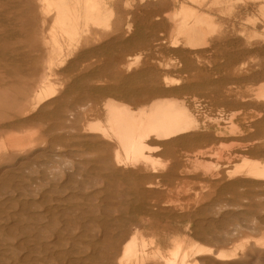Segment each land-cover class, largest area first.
Masks as SVG:
<instances>
[{
	"label": "bare ground",
	"instance_id": "bare-ground-1",
	"mask_svg": "<svg viewBox=\"0 0 264 264\" xmlns=\"http://www.w3.org/2000/svg\"><path fill=\"white\" fill-rule=\"evenodd\" d=\"M147 1L161 5L152 13L132 11L136 4ZM237 1L29 0L26 9L22 0H0V51L7 52L3 58L11 65L10 69L8 65L0 69L6 78L0 74L21 99L12 110L26 118L34 113L35 124L42 123L43 115L58 100V91L47 84L48 79L58 78V74L71 77L72 61H68L66 51L83 48L82 57L86 58L89 53L95 64L100 62L98 64L107 69L87 76L95 83L117 76L130 80L146 76L145 80L151 84L149 93L140 97L142 90L137 94L131 91V102L105 98L99 117L88 119L82 115L83 110L75 109L67 113L68 116L64 115L66 118L60 120L56 128L39 126L36 132L38 147L33 148L35 205L42 207L46 186L55 188L51 179L59 177L60 180H55L59 196L54 206L65 210L85 204L79 215L63 214V224L98 226V230L102 226L103 238L114 239L113 233L111 235L105 227H130L136 216L132 218L134 214L127 213L138 212L139 223L169 220L170 217L166 218L163 213L174 209V205L163 196H197L215 189L213 184L220 181L224 182L220 188L224 190L243 182L264 180V0H240L242 3L236 7ZM235 7L237 12H233ZM106 51L107 56L101 54ZM168 91L175 94L162 95ZM52 96L55 99H51ZM132 101L135 107L131 106ZM7 140L10 143V139ZM30 142L27 133L17 139L22 151L29 149L33 143ZM50 152L56 160L48 163L45 157ZM230 179L233 183L227 184ZM256 188L258 190V186L254 190ZM194 203H186L189 210ZM106 209L110 213L111 209L121 213L107 216ZM103 210L107 211L106 216L99 215ZM43 216L45 221V214ZM70 227L76 228L75 225ZM73 231L75 236L76 230ZM94 232L97 231L92 229L89 234ZM122 238L116 237L115 244ZM126 239L123 244L120 242L122 246L114 264H151L158 260L164 264H220L211 258L210 249L194 244L187 246L178 239L172 238V247L167 253L159 248L151 252V243L137 232ZM81 249L83 251V247ZM102 256L101 259L105 258V254ZM107 260L102 264L110 262Z\"/></svg>",
	"mask_w": 264,
	"mask_h": 264
},
{
	"label": "rangeland",
	"instance_id": "rangeland-1",
	"mask_svg": "<svg viewBox=\"0 0 264 264\" xmlns=\"http://www.w3.org/2000/svg\"><path fill=\"white\" fill-rule=\"evenodd\" d=\"M28 1L29 0H22L23 8L27 9L26 4ZM228 1H231L232 3L235 2V0H228ZM148 3L150 4V6ZM236 3H237L236 7H238L240 5V3H242V1L238 0ZM160 5L161 4H159V3L157 4V3H151V2L147 1L144 4H136V6L134 7V9L132 11H135V13H137V14H142V13H144V11H145V13L146 12L152 13V12L156 11L160 7ZM236 7H235V10L233 12H237ZM128 10L130 11V9H128ZM123 11H126V9ZM149 11H151V12H149ZM243 16H244V14H243ZM10 51H11L10 53H12V52L15 53V51H12V50H10ZM84 51L85 50H83V48L82 49L76 48V49H73L69 52L66 51V53L69 55V56L67 55L68 61H72L70 68H69V74L71 73L70 78H69V76L65 77L63 75V77H62V74L61 75L58 74V78L48 79L47 84L54 87L55 90L58 91L59 95H58L57 102L52 104V106H50L48 108L46 114L43 115L44 118H43L42 123L37 121L39 125H37V123L35 124V122H36L35 120H32V115L34 113L28 115L26 118L25 115L19 114V112L12 110V107L18 106V104L21 102V99L19 97L17 98V96H15V94L12 92L11 87H9L8 84L5 82V80H7V79H5L6 78L5 74H3L2 71L0 70V73H2L5 77L4 78L3 75L0 74V80H1L0 84L2 86V87L0 86V89H1L0 93L2 94V95L1 94L0 95L3 96V97L0 96V125H1L0 126V129H1L0 130V254H1L0 260L2 261V262L0 261V264L1 263L2 264H13V263H15V264H41V263H43V264H57V263L58 264H80V263L81 264H93V262H95L94 264H96V263L100 264L101 261H102L101 262V264H102V263H104V260H107L106 259L107 257H108L107 261H110V262H106V263L107 264H109V263L114 264L116 254L119 253L120 248L122 246L120 244V242L123 244L125 241L128 240L126 238H129L132 234H134L136 232L140 236H142L144 239H146L149 243H151V247H150L151 252H154L155 249L159 248L164 253H167V251L169 249H171V247H172L171 243H172V238H173L176 240L178 239L177 241L184 242L187 246L194 244L198 247H205L207 249H210L211 258L215 259L216 261H219L220 264L221 263L222 264H228V263L229 264H233V263L234 264H241V262H242V264H248V263L249 264H253V263L254 264H264V180L263 181L252 180L251 182H243V183H240L238 185H234L233 187H227L229 189H224V190L220 189L224 183L223 181H220L219 183L213 184V185H215V189L213 188L212 190H210L209 192L204 193V194L199 193V194H197V196L196 195L195 196H188L185 194H180V195L174 194L172 196H163V199L165 198L164 200H169L174 205V209L170 210L171 212L168 211V212L163 213V215H165L166 218L170 217L169 220H163V222L162 221H153V222L149 221V222L139 223L138 218H139L140 214L138 212H132V213H127V214H129V216H132L134 214L132 216V218L136 216L134 219L135 222H132L130 227L129 226H121V225H119V226L113 225L112 227L111 226L105 227V228H107V230L110 231L111 235L113 233L114 239L116 237L118 238L119 236H123V238L120 239L118 244H115L116 240H114L112 238H109V239H108V237L103 238L104 228L102 226L99 227V230L97 228L98 226H95V228L92 226L91 228L93 229V231L94 230L97 231L94 233H97V234L93 233L92 235H90L91 234L90 231L92 232V229L89 226H87V228H86L85 225H81V224H74V223H71V225H70V223L63 224V222L61 220V219H63V214H66L69 216L79 215L80 212H82V210L84 209L83 207H85V204L84 205L82 204L83 205L82 208H81V206H82L81 205L78 208L76 206H74V207H72L73 209L71 208V209H65V210H61L60 209L61 207L57 208L56 206H54L56 204L54 202V200L56 199V197L59 196L57 193L58 191H56L57 188H56V181L55 180H60L59 177H58V179H56V178L54 180L51 179L55 183V184L52 183L54 185L53 187H55V188H53L54 191L52 188H50V186L49 187L46 186V190H45L46 192L44 194L45 198H44V202L42 204V207L39 208L37 205H35V203H36L35 199H37V196H35L36 195V193H35V189H36V187H35L36 186V182H35L36 176L35 175L36 174L34 172L36 170V167H35V163H34V161H35V158H34L35 149H33V148L38 147L37 141H36V139H37V133L36 132L38 131V128H39V126H41V124L43 125V127H46V129H48V128L50 129L51 127L56 128L58 125L60 126L59 123L61 121H64L62 119L66 118L64 115L68 116L67 113H69L70 111H71V113H73L74 111H76L75 109H78L79 112H80V110H81V112L84 111L83 114L82 113L81 114L84 115L88 119L99 117L101 115L100 109L102 107V100H104L105 98L110 97V98H113L116 100L125 99V100L131 102V100H129V95H130L131 91L135 90L134 93L137 94V93H140V92H138L139 90H142V92L139 94L138 97L142 96L143 94H148L150 91L151 84L149 85V81L145 80L146 76L137 77V78L132 79V80H130V78L126 79L124 77L122 78V77L117 76L115 78L116 80L110 79V81H106V82L102 81V82H96L95 83L94 79L93 80L89 79L87 76L89 74L99 73L102 70L105 71L107 69H103V65H101V66L99 65L100 62H97L95 64V61L92 60V58L89 56V53H86V58L82 57L81 52H84ZM6 54H7V52L5 53V51H3V52L0 51V63H1L0 69H2V70H4L3 67H5L6 65H8L7 66L8 69L11 68L10 62L5 61L3 58V57H5ZM101 54H105V56H107V51L101 52ZM89 65H90V67H89ZM100 67H102V68H100ZM72 75H73V77H72ZM263 80H264V76L262 77V81ZM146 84H148V85H146ZM62 87H64V88H62ZM2 88H4V89H2ZM8 88H10V90ZM82 92H84L85 97H84V94H82ZM164 94L165 95H170V94L173 95L175 93L168 91V92L163 93L162 95H164ZM62 95H64V96H62ZM67 95H69L70 97ZM74 95H75L76 99H75ZM82 96H83V98H82ZM67 97H69L70 100ZM53 98L55 99V96L51 97V99H53ZM94 98H96L97 100H93ZM65 100L68 101L67 104H66ZM90 100H92V102H94V103L91 104ZM96 101H97V103H95ZM12 102H14V103H12ZM79 103L81 104V106ZM132 103H133V101H132ZM65 106H67V110H66ZM75 106H77V108ZM131 106L135 107V104L133 103V104H131ZM9 107H11V108H9ZM60 107H62V108H60ZM62 109L64 110V112ZM60 112L61 113L63 112V113L60 114ZM94 112H96V113H94ZM12 114H15V115H12ZM84 116H81V118H84ZM28 118L30 120H26V121L24 120V119H28ZM55 118H57L59 120H57V119L55 120ZM13 119H16V120H13ZM56 122H58V123H56ZM20 123H21V125H20ZM9 125H10V127H9ZM45 125H47V126H45ZM8 129H9V131H8ZM12 132H13V134L11 135L10 133H12ZM24 132L29 135V139H31V142H33V143L30 142L31 144L28 146L29 147L28 150L22 151L23 149L19 148L20 146H18V144H17V139H19L20 136L25 134ZM6 136H7V138H6ZM7 139H10V143L12 142L11 145H10V143H8L9 141ZM27 151H28V153H27ZM29 152H30V154H29ZM52 154H53V152H50L45 157V160L48 163L56 160V157H54ZM261 158H263V157H261ZM26 160H28V161H26ZM18 163H20V164H18ZM23 163H25V164H23ZM4 167H5V169H4ZM9 168H12V169H9ZM5 170H6V172H4ZM4 173L6 176L4 175ZM31 175H32V177H31ZM233 181H234L233 179H230V180H227L226 182L228 184L229 182L233 183ZM14 182H15V184H14ZM257 186H258V190H257V188H256V190H254V187H257ZM29 187H30V189H29ZM236 187L238 188V190L236 189ZM243 187H244V189H243ZM250 187L253 189H251ZM3 189H7V190H3ZM11 190H13V191H11ZM26 190H27V192H26ZM7 191H9V192H7ZM256 191H258V192H256ZM9 193H11V194H9ZM245 194H246V196H245ZM46 195L49 196L48 197L49 199L47 198ZM54 195H56V196H54ZM247 195H249V196H247ZM180 197H182V198H180ZM27 199H29V200H27ZM50 200H52V201H50ZM193 201H195V203L193 204V206H191L192 208H190V210H189L186 203L187 202H193ZM4 202H6L5 205L3 204ZM207 202H208V204H207ZM19 203H20V205H19ZM31 203H32V206H31ZM50 203H51V205H49ZM6 204H7V206L8 205L9 206L7 207ZM10 204H12V206ZM218 204L220 206V209L218 208L219 207ZM232 204H233V206H232ZM227 205H228V207H227ZM35 206H37L38 210H37V208L35 209ZM17 207H18V209H17ZM26 208H28V209L26 210ZM41 208H43V209L41 210ZM223 208H226V209H223ZM22 209H24V210H22ZM31 210H33L34 212ZM52 210H53V212H52ZM55 210H56V212H55ZM68 210H70L71 212L69 213ZM106 210H108V209H106ZM106 210L100 211L102 213L98 212L99 215L100 216H106V213H107ZM217 210H218V212H217ZM42 211H43V213H42ZM105 211H106V213H105ZM194 211H196V212H194ZM215 211L219 214H217ZM76 212H78V213L76 214ZM187 212H189V213L191 212V213L188 214ZM205 212H207V213H205ZM25 213H26V215H25ZM108 213H107V216L108 215H111V216L116 215L117 216L121 212H117V211L111 209L112 214L110 213V211ZM42 214L43 215L45 214V216H46L45 221H44L45 217ZM70 214H72V215H70ZM186 214L188 215V217ZM40 215H41V217L39 218ZM192 217H193V219H192ZM29 218H30V220H29ZM179 218H181L182 220L181 221L177 220ZM188 218H191V219H188ZM38 219H41V220H39L40 221L39 225L41 224L40 226L38 225ZM42 219L44 222L42 221ZM209 219H210V221H205V220H209ZM34 220H36L35 224H33L35 222ZM58 221H61L62 224L60 222L58 223ZM187 221L189 222V224H186ZM47 222H49V223H47ZM51 223H53V224H51ZM143 224H144V226H143ZM65 225H67V226L65 227ZM68 225H70V226L75 225L76 228L72 227L73 228L72 229ZM37 226H39V228ZM50 226H53V227H50ZM81 226H82V229H81ZM26 227H27V229H26ZM67 227H70V228L66 229ZM42 230L43 231L46 230V231L43 232ZM51 230L52 231L54 230L53 233H55V231H56V234H53L51 232ZM73 230H76L75 236H73L75 234V231H73ZM85 230H87L88 232ZM28 231L30 233H28ZM38 232L41 234H39ZM73 232H74V234H73ZM80 232L82 233V235H80L81 234ZM83 232L84 233L86 232L87 234H83ZM63 233H64V235H62ZM130 233H131V235H129ZM191 233H192V235H191ZM100 234H102V235H100ZM200 234H202V236H200ZM203 234H205V235L203 236ZM32 235H33V237H32ZM38 235H40V236H38ZM83 235H84V238L86 237L85 239L82 237ZM88 235H89V238H87ZM94 235H96V236L94 237ZM43 236H46V237L43 238ZM59 236H60V238H59ZM157 236H159V237H157ZM69 237H71V238H69ZM204 237H207L209 239L206 238L207 241L204 242V240H206ZM223 237H225V238H223ZM65 238H67V239H65ZM78 238H80V239H78ZM124 238H125V240H124ZM74 239H76V240H74ZM90 239L93 240V242ZM81 240H83V241H81ZM197 240L200 242H198ZM46 241H48V243ZM103 241L106 243H104ZM214 241L216 242V244L218 242V244L212 245L213 243H215ZM77 242L80 244L81 247H83V251ZM81 242H82L83 246H82ZM196 242H197V244H196ZM207 242H208V244L212 243V244H210L211 246L207 245ZM219 242H220V244H219ZM107 243H109V244H107ZM39 244H43L45 247L43 245L40 246ZM51 244H53V246ZM96 244H98V245H96ZM110 244H111V246H110ZM26 246H27V248H26ZM62 246L64 247V250H62L63 249ZM52 247H54V248L52 249ZM102 247L103 248L105 247V249H103ZM34 248H36V249H34ZM59 250H61V251H59ZM86 250H87V252H86ZM249 252H251V253H249ZM78 253H80V254H78ZM101 253L105 254V258L101 259L104 256V255L102 256ZM256 253H257V255H260V254H262V255L257 257ZM39 254L41 257L40 256L38 257ZM21 255H22V257H21ZM46 255H47V257H46ZM67 255H68V257H67ZM100 255H101V258H100ZM82 256H84V259ZM93 256H95V257H93ZM57 257H59L60 259L58 258V260H57ZM36 258H38V259H36ZM53 259H54V261H53ZM94 260H96L97 262ZM251 261H252V263H251ZM150 263L151 264H164V262L161 260L152 261Z\"/></svg>",
	"mask_w": 264,
	"mask_h": 264
}]
</instances>
